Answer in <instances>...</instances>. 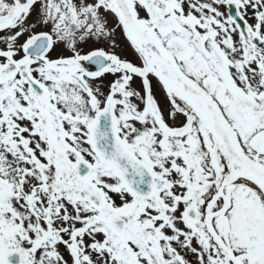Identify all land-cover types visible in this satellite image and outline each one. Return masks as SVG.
<instances>
[{
    "label": "snow or ice",
    "instance_id": "6c2138e0",
    "mask_svg": "<svg viewBox=\"0 0 264 264\" xmlns=\"http://www.w3.org/2000/svg\"><path fill=\"white\" fill-rule=\"evenodd\" d=\"M0 264H264V0H0Z\"/></svg>",
    "mask_w": 264,
    "mask_h": 264
}]
</instances>
